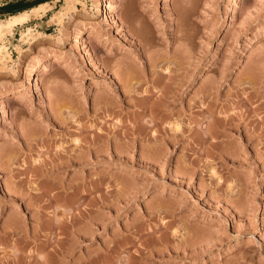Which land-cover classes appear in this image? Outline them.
Wrapping results in <instances>:
<instances>
[{
    "label": "rangeland",
    "instance_id": "obj_1",
    "mask_svg": "<svg viewBox=\"0 0 264 264\" xmlns=\"http://www.w3.org/2000/svg\"><path fill=\"white\" fill-rule=\"evenodd\" d=\"M95 1L0 0V264H264V0Z\"/></svg>",
    "mask_w": 264,
    "mask_h": 264
},
{
    "label": "bare ground",
    "instance_id": "obj_2",
    "mask_svg": "<svg viewBox=\"0 0 264 264\" xmlns=\"http://www.w3.org/2000/svg\"><path fill=\"white\" fill-rule=\"evenodd\" d=\"M97 1V0H96ZM95 1V2H96ZM108 3V7L107 8H109V6L111 5V3H109V2H107ZM70 4V3H69ZM72 4V3H71ZM100 4V1H97L96 3H95V6H96V8L98 7V5ZM106 4V3H105ZM103 7V6H102ZM48 8H50V6L48 5V4H46V3H44V4H41V5H39V6H37V7H35V8H33V9H30V10H27V11H23V12H19V13H17V14H14V15H11V16H9L7 19H5V20H2V19H0V41L2 40L1 39V37H3L5 34H7V35H10L11 33H12V31H13V28L14 27H16V26H18V25H23V24H25V23H27L28 21H29V19L34 15H39L40 13H45V12H47L49 9ZM68 8V9H67ZM106 6H105V8H104V16H106L107 14H106ZM66 11H67V13L69 12L70 13V10H72V9H74V7H73V5H69V7L67 6L66 8ZM65 9H64V11H65ZM62 12V13H64V15H65V12ZM72 12H73V10H72ZM66 13V14H67ZM98 14V13H97ZM63 15V14H62ZM63 17V16H62ZM108 17V16H107ZM86 35V34H85ZM29 36H30V30L28 29L27 31H25L24 33H22L21 34V38H20V41H23V42H27L28 41V43H29V41H32V39L33 38H29ZM83 38V37H82ZM31 39V40H30ZM83 40V39H82ZM33 43V42H32ZM2 48H0V58H1V60H2V58H4V56H3V52H2ZM4 51V50H3ZM6 54V53H5ZM4 54V55H5ZM9 59V58H8ZM55 60V59H54ZM43 71V70H42ZM41 71V72H42ZM34 77V76H33ZM34 81V80H33ZM32 84V83H31ZM6 97V96H5ZM14 97V96H13ZM4 98V97H3ZM19 99V98H18ZM3 153H4V151H3ZM2 152H1V154H3ZM4 158H6L7 156H5V154H4V156H3Z\"/></svg>",
    "mask_w": 264,
    "mask_h": 264
},
{
    "label": "trees",
    "instance_id": "obj_3",
    "mask_svg": "<svg viewBox=\"0 0 264 264\" xmlns=\"http://www.w3.org/2000/svg\"><path fill=\"white\" fill-rule=\"evenodd\" d=\"M39 0H36V2H38ZM41 3V2H40ZM23 6L24 5H20V6H17V5H13V4H11V5H4V6H1L0 7V13H4V12H6V13H11V14H16V13H18V12H21V11H23L22 9H23Z\"/></svg>",
    "mask_w": 264,
    "mask_h": 264
},
{
    "label": "built area",
    "instance_id": "obj_4",
    "mask_svg": "<svg viewBox=\"0 0 264 264\" xmlns=\"http://www.w3.org/2000/svg\"><path fill=\"white\" fill-rule=\"evenodd\" d=\"M9 54H10V51H9Z\"/></svg>",
    "mask_w": 264,
    "mask_h": 264
}]
</instances>
